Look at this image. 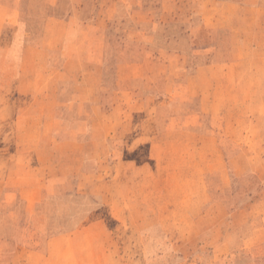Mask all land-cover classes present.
I'll use <instances>...</instances> for the list:
<instances>
[{"label":"rangeland","instance_id":"obj_1","mask_svg":"<svg viewBox=\"0 0 264 264\" xmlns=\"http://www.w3.org/2000/svg\"><path fill=\"white\" fill-rule=\"evenodd\" d=\"M58 168L123 264H264V0H0V264Z\"/></svg>","mask_w":264,"mask_h":264},{"label":"crops","instance_id":"obj_2","mask_svg":"<svg viewBox=\"0 0 264 264\" xmlns=\"http://www.w3.org/2000/svg\"><path fill=\"white\" fill-rule=\"evenodd\" d=\"M36 48L43 49L42 55L47 54L49 50L47 39L42 40L40 47ZM95 63L97 64V61L92 62L91 64ZM6 70H12L11 64H7ZM87 105L89 106L91 104ZM85 106L80 105L79 113L81 116H85L84 114L87 113V111L91 114L90 109L93 106H91L86 112ZM40 113L48 116L54 115L50 108H47L46 110L42 107ZM48 119L49 118H44V122L46 121V123H50ZM51 123L52 131L54 129L53 127L59 128L60 126L55 118ZM50 136L53 137V135ZM93 136H95V134ZM56 160L57 163L62 161L59 153H57ZM32 173L33 177L31 178L33 179L30 182L28 179L29 177L27 178L28 183H33L30 190L34 189L36 193L38 191L41 192V194L44 193L43 198L46 199L47 209L36 211L33 213L34 215L32 214L34 216L33 222L36 226V232L34 235L27 237L25 234L18 239L16 233H10V242H21L24 241L25 237L24 244L26 243V247L23 246L21 252L19 251L20 249L14 252L11 264H123L121 246L118 242L119 240L114 233H110L107 230L103 217L96 216L91 220H84L85 218L83 217V221L81 216H79V218L71 217L66 220L67 217L65 216L66 212L64 210L65 204L63 203L66 200L71 201L79 197H88L81 196V194L78 193V189L81 185L86 186V183L88 182H92V184L88 185L89 189L95 187L97 185V175L84 172L83 170L64 173L60 168L55 171L51 169L50 171L40 170ZM70 177H72L71 180L76 182V188H74V190L77 191L74 194H66V192L63 193V190H60V188L63 189L68 185L67 178ZM74 178H76V180H74ZM41 184H44V192L39 188V186H42ZM54 194L62 196L54 198ZM12 200L15 201L13 198ZM51 204H54L53 208L50 207ZM55 205L56 210H54ZM12 214L13 216H9L10 223L12 225H17V221L15 220V218H17V213L12 212ZM13 217L15 220L14 222ZM68 224L76 225L72 228L59 227ZM18 246L21 247L22 245L18 244Z\"/></svg>","mask_w":264,"mask_h":264}]
</instances>
